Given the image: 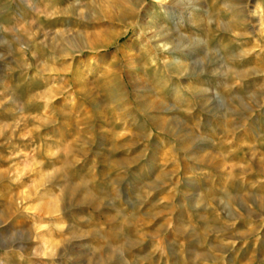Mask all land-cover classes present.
Instances as JSON below:
<instances>
[{
  "label": "rangeland",
  "instance_id": "1",
  "mask_svg": "<svg viewBox=\"0 0 264 264\" xmlns=\"http://www.w3.org/2000/svg\"><path fill=\"white\" fill-rule=\"evenodd\" d=\"M171 4L0 0V264H264V0Z\"/></svg>",
  "mask_w": 264,
  "mask_h": 264
},
{
  "label": "bare ground",
  "instance_id": "2",
  "mask_svg": "<svg viewBox=\"0 0 264 264\" xmlns=\"http://www.w3.org/2000/svg\"><path fill=\"white\" fill-rule=\"evenodd\" d=\"M200 1L201 0H172V4L166 9H163L165 12L164 15L166 16V22L171 25V31H166L165 28L162 27L157 30L155 38H162L161 40L165 41L166 46H171L170 53L181 57L192 58L196 54V49L200 45H204V40L194 34L192 28H188L187 35H183V30L180 28V21L186 20L188 15L194 16L197 11L201 10V7H199ZM153 7L156 6L154 5ZM147 14L153 17L157 16L156 12L153 13L151 9L147 11ZM148 24L150 25L149 21ZM177 59H179V57H177ZM177 63L179 64L178 66H180L181 63ZM195 64L196 63H193V66L196 67L198 64ZM186 66L187 68L190 67L188 65Z\"/></svg>",
  "mask_w": 264,
  "mask_h": 264
}]
</instances>
